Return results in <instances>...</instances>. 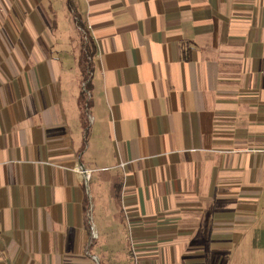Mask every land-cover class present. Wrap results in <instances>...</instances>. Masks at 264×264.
Segmentation results:
<instances>
[{"label":"crops","instance_id":"1","mask_svg":"<svg viewBox=\"0 0 264 264\" xmlns=\"http://www.w3.org/2000/svg\"><path fill=\"white\" fill-rule=\"evenodd\" d=\"M73 2L87 144L56 0H0V264H264V0Z\"/></svg>","mask_w":264,"mask_h":264},{"label":"rangeland","instance_id":"2","mask_svg":"<svg viewBox=\"0 0 264 264\" xmlns=\"http://www.w3.org/2000/svg\"><path fill=\"white\" fill-rule=\"evenodd\" d=\"M64 0V5L66 4ZM65 7L67 8V5H65ZM54 10H55V29H54V33L56 35V39H57V46H55V51L59 54H63L66 57L70 58L71 62H69L67 59H65V71H64V76H63V84H69L70 80H72V84H77V89H78V94L76 95V108H77V112H78V121H79V126L80 128H84L85 126L88 127V134L86 137V141L84 142V144L88 143V137H89V132H90V119H89V115L91 112V108H92V92L91 89L89 91L85 90V87L82 83V66H80V61H77V75L75 73L74 70H72L73 68H75L74 65V53L72 52L73 50L75 51V47L71 46L72 42H71V36L72 33L76 30L75 27H72V24L69 20V18H64L63 16L60 17L61 11H62V0H56V3L54 4ZM68 10V9H67ZM78 13V12H77ZM78 15H80L78 13ZM81 17V16H80ZM79 42L77 41V48H78ZM86 45L88 46V44L86 43ZM73 49V50H72ZM83 59V57H82ZM74 71V72H73ZM79 72V73H78ZM79 78V79H78ZM80 83L79 84V81ZM78 82V83H77ZM94 161H95V165L99 166L101 165V161L100 160H105V161H111V153H101L99 151H94ZM87 156L91 155V150L87 151L85 153ZM104 164L106 162H103ZM86 180V179H85ZM95 202L92 204H90L91 206V212L88 213L87 215V221L89 223V227H93L92 225H94V227L96 228H101V222L104 221L106 222V224L104 225H113L115 224L116 221H120L118 212L116 214V218L113 217H108V218H104V217H100L97 215L96 211L93 209ZM90 228V230H91ZM116 235H120V234H116ZM95 234L94 232H90V237H91V241L95 240ZM103 244H110L111 243L109 241H104ZM119 249H117L115 252L118 251V253L120 254V250L124 249L123 248V243H119ZM108 251H113L111 249H109ZM251 253V251L249 250V254ZM128 259L131 260V256L128 255ZM102 256H100L101 258ZM251 260L253 261L252 264H257V258L252 256Z\"/></svg>","mask_w":264,"mask_h":264},{"label":"trees","instance_id":"3","mask_svg":"<svg viewBox=\"0 0 264 264\" xmlns=\"http://www.w3.org/2000/svg\"><path fill=\"white\" fill-rule=\"evenodd\" d=\"M66 5H67L68 11L70 12L73 18L75 26L80 29L81 36L83 37L81 52H80L78 60L80 61L79 67L82 66L81 67L82 68V72H81L82 83L85 84L84 85L85 90L89 91L91 89V79H92L93 66H94V62H93V59L95 57L94 46L92 45V43H90L89 38L87 37V30H86L85 23L82 21V18L80 17V15H78L73 0H67ZM86 43L88 44V46L86 45ZM183 47H181L182 58L184 60H188L189 59L188 53H186V49L184 51ZM81 130L83 134V141L85 142L86 141L85 139L88 134V127L85 126Z\"/></svg>","mask_w":264,"mask_h":264},{"label":"built area","instance_id":"4","mask_svg":"<svg viewBox=\"0 0 264 264\" xmlns=\"http://www.w3.org/2000/svg\"><path fill=\"white\" fill-rule=\"evenodd\" d=\"M85 178L88 179V173L87 172H85Z\"/></svg>","mask_w":264,"mask_h":264}]
</instances>
